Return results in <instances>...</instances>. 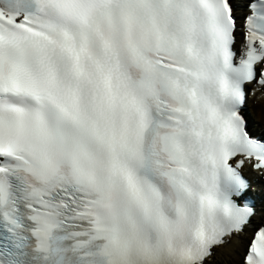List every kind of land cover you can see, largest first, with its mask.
Returning <instances> with one entry per match:
<instances>
[{
  "label": "snow or ice",
  "instance_id": "obj_1",
  "mask_svg": "<svg viewBox=\"0 0 264 264\" xmlns=\"http://www.w3.org/2000/svg\"><path fill=\"white\" fill-rule=\"evenodd\" d=\"M0 264H264V0H0Z\"/></svg>",
  "mask_w": 264,
  "mask_h": 264
}]
</instances>
